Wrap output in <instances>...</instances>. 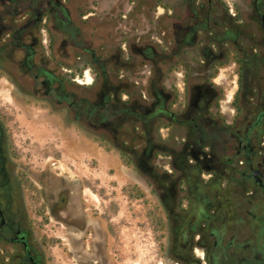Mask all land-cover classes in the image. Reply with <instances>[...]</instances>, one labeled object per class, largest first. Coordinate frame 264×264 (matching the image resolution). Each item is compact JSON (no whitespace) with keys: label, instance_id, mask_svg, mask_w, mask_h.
<instances>
[{"label":"flooded vegetation","instance_id":"obj_1","mask_svg":"<svg viewBox=\"0 0 264 264\" xmlns=\"http://www.w3.org/2000/svg\"><path fill=\"white\" fill-rule=\"evenodd\" d=\"M0 69L138 166L159 263L264 264V0H0ZM10 140L0 115V264H48Z\"/></svg>","mask_w":264,"mask_h":264},{"label":"rangeland","instance_id":"obj_2","mask_svg":"<svg viewBox=\"0 0 264 264\" xmlns=\"http://www.w3.org/2000/svg\"><path fill=\"white\" fill-rule=\"evenodd\" d=\"M55 109L25 96L0 69V115L48 264H86L72 244L82 237L108 239L111 263L161 264L165 210L159 196L113 142L104 143L88 127H74L66 112ZM83 256L95 257L89 249Z\"/></svg>","mask_w":264,"mask_h":264}]
</instances>
